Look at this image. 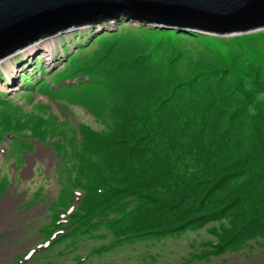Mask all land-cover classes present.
<instances>
[{
	"label": "trees",
	"instance_id": "1",
	"mask_svg": "<svg viewBox=\"0 0 264 264\" xmlns=\"http://www.w3.org/2000/svg\"><path fill=\"white\" fill-rule=\"evenodd\" d=\"M128 22L138 25L81 33L86 40L58 80L103 85L113 95L108 130L79 127L71 195L82 193L66 238L109 234L99 252L218 224L219 231L212 230L218 241L210 245L216 253L238 252L264 238V103L248 90L260 87L263 68L255 67L251 80L231 82L230 65L207 64L181 78L177 58L164 62L144 42L196 34ZM130 32L143 41L126 37ZM35 136L47 135L39 130ZM61 225L55 222L53 231Z\"/></svg>",
	"mask_w": 264,
	"mask_h": 264
},
{
	"label": "rangeland",
	"instance_id": "2",
	"mask_svg": "<svg viewBox=\"0 0 264 264\" xmlns=\"http://www.w3.org/2000/svg\"><path fill=\"white\" fill-rule=\"evenodd\" d=\"M124 23L133 28L138 25L123 20L117 27ZM112 28L107 32L115 30ZM174 31L187 33L183 29ZM192 33L196 36L167 42L157 40L165 39V35H159L144 42V49L164 62L177 58L181 78L207 64H224L231 66V82L251 80L255 67H262L257 76L260 87L248 90L256 101L264 103V30L221 36ZM127 35L141 39L137 33ZM54 39L52 59L37 51L29 58L13 56L9 66L0 68V205L9 200L12 203L0 227V256L4 255L0 264H264V238L249 241L238 252L211 250L210 245L214 249L218 241L212 233L213 229L219 231L218 224L184 230L175 237L126 240L99 252L95 248L107 244L109 234L66 238L65 226L74 211L73 203L82 193L76 191V198L71 195L79 127L84 124L108 130L114 121L113 95L103 85L73 87L78 80L58 82L75 62L78 43L86 39L75 31ZM68 52L71 56L66 55ZM11 66H15V81L9 83L6 75ZM39 130L46 132L45 140L35 136ZM59 220V231H53Z\"/></svg>",
	"mask_w": 264,
	"mask_h": 264
},
{
	"label": "water",
	"instance_id": "3",
	"mask_svg": "<svg viewBox=\"0 0 264 264\" xmlns=\"http://www.w3.org/2000/svg\"><path fill=\"white\" fill-rule=\"evenodd\" d=\"M221 36L264 30V0H0V60L109 19Z\"/></svg>",
	"mask_w": 264,
	"mask_h": 264
},
{
	"label": "bare ground",
	"instance_id": "4",
	"mask_svg": "<svg viewBox=\"0 0 264 264\" xmlns=\"http://www.w3.org/2000/svg\"><path fill=\"white\" fill-rule=\"evenodd\" d=\"M111 22H114V20ZM54 38H56V37L54 36V37L44 38L42 40H39L35 43H32V44L16 51L15 53H13L9 56H6L5 58L0 60V68L3 67V65H5V64H7V66H9L8 62H10L9 60L13 56H18V55L27 56L28 55V58H29L31 56H34L37 51H42V53L45 52V55L52 59L53 52L55 51V45H54L55 39ZM24 58H26V57H24ZM11 68L12 69H10L11 71H9V74H7V75L5 74L7 77V81L9 83H11L12 81L13 82L15 81V72L13 71L15 66H11ZM11 205H12V203L10 202V200L5 201L3 204L0 205V227L3 225L4 222H6L7 216L10 214ZM2 257H4V255L0 256V259Z\"/></svg>",
	"mask_w": 264,
	"mask_h": 264
},
{
	"label": "clouds",
	"instance_id": "5",
	"mask_svg": "<svg viewBox=\"0 0 264 264\" xmlns=\"http://www.w3.org/2000/svg\"><path fill=\"white\" fill-rule=\"evenodd\" d=\"M116 20V19H115ZM191 32H194V31H191ZM215 36V35H214Z\"/></svg>",
	"mask_w": 264,
	"mask_h": 264
}]
</instances>
